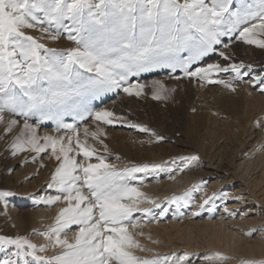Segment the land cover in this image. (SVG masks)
Returning a JSON list of instances; mask_svg holds the SVG:
<instances>
[{
  "label": "snow or ice",
  "instance_id": "obj_1",
  "mask_svg": "<svg viewBox=\"0 0 264 264\" xmlns=\"http://www.w3.org/2000/svg\"><path fill=\"white\" fill-rule=\"evenodd\" d=\"M257 33L264 35V0H241L239 6H234V0H0V124L7 133L18 129L11 144L14 156L52 149L60 165L49 187L59 194L44 202L67 204L54 225L38 233L49 241L46 245L38 246L26 237L0 236V252L14 248L3 264H160L135 255V250L147 249L129 231L140 226L135 213H151L141 205L155 203L131 186V181L137 173L157 166L118 170L102 156L95 157L98 163H89L96 149L81 143L76 125L64 124L60 117L84 98L100 93L122 89L139 97L145 85L133 84L130 78L160 68L179 69L187 78L219 83L235 92L234 81L248 74L242 71L243 62L226 67L209 63L194 69L193 65L215 52L216 45L228 48L224 37L264 48V40L255 38ZM62 37L75 46L60 51L42 42L46 38L56 43ZM219 54L230 59L223 51ZM229 72L235 74L231 79L213 78L214 73ZM259 83L264 84V79ZM152 86L157 89L153 99L166 98L161 96L163 83L154 80ZM31 115H39L41 122L56 119L58 129L72 133L66 138L67 146L64 137H38L37 126L28 123ZM78 115L85 118L83 113ZM87 115L111 124L114 114ZM12 117H23V124ZM128 126L150 132L141 125ZM84 132L87 135L88 129ZM91 135L98 139L104 133L99 130ZM74 142L75 155H70ZM81 154L83 163L75 158ZM198 159L195 155L184 158L185 163ZM11 195L0 191V200ZM208 203L205 199L201 209ZM68 230L75 231L74 242L66 238ZM50 249L52 256L38 254Z\"/></svg>",
  "mask_w": 264,
  "mask_h": 264
},
{
  "label": "rangeland",
  "instance_id": "obj_2",
  "mask_svg": "<svg viewBox=\"0 0 264 264\" xmlns=\"http://www.w3.org/2000/svg\"><path fill=\"white\" fill-rule=\"evenodd\" d=\"M240 2L241 0H234V6H239ZM31 34L37 37L41 35L39 32ZM255 38L264 40V35L257 33ZM222 40L229 44V47L216 45V51L210 52L194 64L193 69L197 66L206 67L209 63H218L226 67L230 63L243 62L245 69L242 71L248 74L244 75L240 82L234 81L235 92L219 83H207L198 77L187 78L179 69L173 72L171 69L160 68L130 78L133 84L145 85L143 94L139 97L130 96L122 89L100 93L84 98L81 105L60 117L64 124L76 125L81 143L86 142L89 149H96L89 163H98L95 157L102 156L118 170L143 165H149L150 168L152 165L157 166L155 170L137 173V179L131 181V186L138 187L146 197L155 201L154 204L141 205L142 208L151 209V213L150 215L135 213V219L141 222L140 226L129 229L135 235V239L147 249L135 250V255L143 259L158 260L160 264H192L202 253L185 248L165 250L161 246L152 247L148 241L155 240L156 243L159 241L151 231H147V228L155 223L170 224L177 221L202 225L207 219L214 221L220 218L238 219L243 210H249V207L238 204L240 202L238 195L243 193L252 200L247 204L255 207L259 216L264 215V197L258 191L255 193L247 183L261 172L255 170L254 175L250 176L251 179L247 180L237 166L245 155L250 157L251 149L256 146L253 144H257L261 134L259 130H264V91H261L264 84L259 83L260 79H264V48L244 43L235 37L232 40L224 37ZM42 42L60 51L75 46L64 37L56 43L46 38ZM221 51L230 59L224 60L219 54ZM233 75L235 74L231 72L214 73L213 78L231 79ZM154 80L163 83L165 90L161 91V96L166 98L153 99V94L157 90L152 86ZM173 89L175 91H172ZM254 101L256 104L260 102L258 105L260 110L252 109L255 110L252 112L248 110L247 103L253 104ZM97 111L112 112L114 115L110 119L113 122L105 124L87 115L88 112L94 114ZM250 111L252 115L254 113L253 118ZM78 113H83L85 118L81 119ZM12 118L20 120L21 125L23 124V117ZM28 123L37 126L38 137L46 135L57 139L64 137L65 146L66 138L72 135L66 129H58L56 119L41 122L39 115H31ZM129 124L141 125L150 132H141L137 128L129 127ZM85 128L88 129L87 135L84 132ZM99 130H102L104 135H99L98 139L94 138L91 134ZM151 132L156 135H151ZM17 134L18 129H14L13 133H7L4 125L0 124V191L12 193L11 196L0 200V236L26 237L38 246L46 245L49 241L38 233L45 232L54 225L60 210L67 207L65 202L52 205L44 202L59 194L55 188H50L49 184L52 183V176L60 161L52 155L51 148L39 154L23 151L12 155L11 144ZM158 137L162 139L158 140ZM40 143L43 145L45 141L41 139ZM72 147L74 151L70 155H75V142ZM57 151L59 152V146ZM194 155L199 159L185 163L184 158ZM75 158L79 163L84 162L82 154ZM179 175L190 177L194 182L165 196L149 195L145 190L146 185L150 183L165 181ZM214 181H220L221 187L211 188L209 191L210 184ZM173 198L180 199L173 203ZM205 199H208L209 203L201 209ZM40 210L49 212L43 225L39 224L36 216ZM248 229L247 234L251 238L258 237L259 232L253 228ZM66 238L74 242L75 231L68 230ZM10 251H14V248L10 247L9 251L0 252V264L8 258ZM214 253L231 258L221 251ZM38 254L52 256L54 253L50 249L46 253ZM199 261L204 263L207 260ZM237 264H264V257L241 259Z\"/></svg>",
  "mask_w": 264,
  "mask_h": 264
},
{
  "label": "bare ground",
  "instance_id": "obj_3",
  "mask_svg": "<svg viewBox=\"0 0 264 264\" xmlns=\"http://www.w3.org/2000/svg\"><path fill=\"white\" fill-rule=\"evenodd\" d=\"M248 101L250 100L248 99ZM259 103L256 104L255 101L253 102V104L247 103L248 110H252V109L260 110L258 107ZM235 107L237 106L235 105ZM253 111L255 112V110H252V112ZM243 112L245 113L244 109H243ZM252 112H251V115H252ZM246 116L247 115H245V117ZM253 117H254V113L251 118ZM249 118L250 116L248 117V119ZM212 131L213 130H211V132ZM259 131L261 134L258 137V142L256 141L257 144H253L256 146L254 147L252 146L253 148L251 149V152L249 153L252 156L250 155V157L249 156L246 157L245 155L244 159L242 158L243 156L240 157L241 159H243V161L239 165L237 164L236 165L239 166V170L243 174V177L245 176L247 180L251 179L250 176L255 172V170L258 169L261 172L259 176H257L256 178L252 177L253 179L251 181L249 182L246 181V182L250 184V186L253 188L252 190H254L255 193L258 191L264 197V130L263 131L259 130ZM193 182L194 181L191 180L190 177H180L179 175V176H173L171 178H168L165 181H161V182L155 181L153 183H150L146 185L145 190L148 192L149 195L165 196L173 191L175 192L179 191L183 189L184 187L191 185ZM245 185L247 186V184ZM219 187H221L220 181H214L210 184L209 191L211 188L219 189ZM243 194H239V195L237 194L240 200V202L238 201L239 202L238 204L239 206L249 207V210H243L242 213L240 214V217H238V219L231 218L227 220L225 218H220L216 221L212 219H207L203 224L201 223L202 225H197V224H192V223L184 224V223H180L177 221H173L170 224L155 223L153 225H150L147 228V231H151L154 234V237L158 239L159 243L154 242L155 240L154 241L150 240L148 241V244L153 245L152 247H155V246L164 247L163 249L165 248L184 249L185 248L190 251H194V250L201 251L202 253L200 254V256L198 255V257L192 264H237L238 261L241 259H245V258L254 259L257 257L259 258L264 257V236H263L264 235V215L259 216L258 215L259 213L257 214V209L253 207L250 203L247 204L248 202L252 200H250L247 197V195H243ZM48 214L49 212L47 210H40V212L36 215L39 224L43 225L44 221H46V216ZM248 228L249 229L253 228L255 231L259 232L258 237L251 238L247 234ZM215 251H221L225 254H228L231 256V258L226 261L219 260L218 256L214 253ZM199 259L201 261L202 260H207V261L204 263L202 261L201 263Z\"/></svg>",
  "mask_w": 264,
  "mask_h": 264
}]
</instances>
